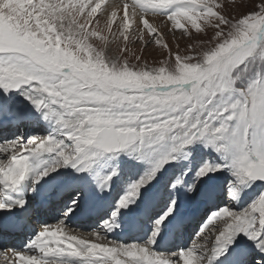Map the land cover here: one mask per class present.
<instances>
[{
    "label": "snow or ice",
    "instance_id": "snow-or-ice-1",
    "mask_svg": "<svg viewBox=\"0 0 264 264\" xmlns=\"http://www.w3.org/2000/svg\"><path fill=\"white\" fill-rule=\"evenodd\" d=\"M248 2L0 0V264H264V0Z\"/></svg>",
    "mask_w": 264,
    "mask_h": 264
},
{
    "label": "rangeland",
    "instance_id": "rangeland-1",
    "mask_svg": "<svg viewBox=\"0 0 264 264\" xmlns=\"http://www.w3.org/2000/svg\"><path fill=\"white\" fill-rule=\"evenodd\" d=\"M236 2L239 3V0H236ZM246 2H248V0H246ZM248 7H251L250 2H248ZM241 10L242 9H225V11L229 12L231 15H237L238 12ZM163 19L164 18H160V20L157 21L158 23H161L162 27H163V24H162ZM164 30H165L166 40L168 41L170 46L173 47V50H175L176 42H179L181 49H183L187 45L188 40L186 38L181 37V30H176L174 34H173V32L167 31V29H164ZM145 39H147V37H145ZM129 47L135 49L137 51V54H140L142 42L137 41L134 44H130ZM142 54H143L144 59L147 60L150 65H156L158 63V61L162 58L161 50L157 49L153 45H149L146 49H144ZM20 131L24 132V131H27V129H24V127H21ZM198 219H199V217H198ZM197 222H198V220L195 221V226L193 227L192 232L190 234L194 233V230L197 227ZM52 223L55 224V223H57V221L54 222V220H53ZM52 223H50V224H52ZM187 227H189V226H187ZM90 229L91 228L89 227V224H87L86 226H82V227L77 228L78 231L76 233L77 234H87V232L91 231ZM190 234L188 233V235H190ZM9 240H11L10 242H13V239H9ZM17 245H19V244H17ZM19 246H22V245H19Z\"/></svg>",
    "mask_w": 264,
    "mask_h": 264
},
{
    "label": "bare ground",
    "instance_id": "bare-ground-1",
    "mask_svg": "<svg viewBox=\"0 0 264 264\" xmlns=\"http://www.w3.org/2000/svg\"><path fill=\"white\" fill-rule=\"evenodd\" d=\"M56 208L55 203L53 202L52 204L49 205H45V206H40L38 209V206H34V208L32 209L31 215L27 218L29 221H32V217H34V213L40 214V216H47V212L50 210V212H53ZM48 217V216H47ZM75 219H78L79 221H74ZM82 219H85V221L87 222V224H90L89 222H92V220H90V218L86 215H78L77 217L74 218L73 222H71L70 227L77 232V228H79L80 226H83V223L81 222ZM195 217L190 221V223L192 224L194 222ZM55 222V221H54ZM53 224V223H52ZM92 230V229H90ZM188 231V230H187ZM191 229H189L190 233ZM188 236V234H187ZM5 239L7 238V244L10 246H19L22 245L26 239H27V234L22 231V230H16L15 232H8L6 235H4ZM13 239V242H10L11 240L8 239ZM6 242V241H5ZM19 244V245H17Z\"/></svg>",
    "mask_w": 264,
    "mask_h": 264
}]
</instances>
